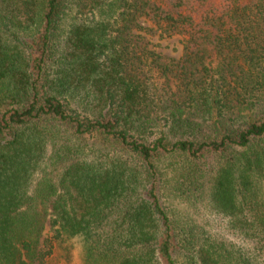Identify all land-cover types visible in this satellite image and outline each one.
<instances>
[{
	"label": "trees",
	"instance_id": "16d2710c",
	"mask_svg": "<svg viewBox=\"0 0 264 264\" xmlns=\"http://www.w3.org/2000/svg\"><path fill=\"white\" fill-rule=\"evenodd\" d=\"M74 247L264 264V0H0V264Z\"/></svg>",
	"mask_w": 264,
	"mask_h": 264
},
{
	"label": "rangeland",
	"instance_id": "374dc122",
	"mask_svg": "<svg viewBox=\"0 0 264 264\" xmlns=\"http://www.w3.org/2000/svg\"><path fill=\"white\" fill-rule=\"evenodd\" d=\"M150 40L152 42V47L163 55L164 58H177L180 51H181V42L178 36H171V37H162L158 38L156 36H151ZM211 224L216 227L217 224L220 222L222 223V219L217 216H210ZM62 253V250L59 249V257ZM71 259L65 262L63 259L58 260V264H80V260L78 258L77 249L71 251ZM58 257V258H59Z\"/></svg>",
	"mask_w": 264,
	"mask_h": 264
}]
</instances>
